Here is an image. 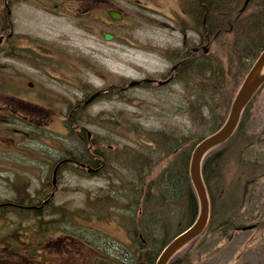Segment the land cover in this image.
I'll return each instance as SVG.
<instances>
[{"label":"rangeland","instance_id":"1","mask_svg":"<svg viewBox=\"0 0 264 264\" xmlns=\"http://www.w3.org/2000/svg\"><path fill=\"white\" fill-rule=\"evenodd\" d=\"M236 2L241 4L243 0ZM40 4L48 5L45 0ZM9 5L12 9L10 17L16 36L12 42L6 41L0 47V139L4 138V134L13 133L9 135L16 138L22 151L6 154L19 160L28 155L23 147L48 159L49 157L56 159L57 156L66 153L75 154L76 143L68 140L65 114L67 112L68 117L72 116L77 100L81 99L80 89L110 88L126 85L131 79L163 77L169 68L167 60L169 47L181 38L177 32L167 31L168 22L174 20L171 17L175 12L166 9L174 6L172 0H106L105 8L113 6L123 13L124 18L119 22L99 12L96 16L92 14L91 18L85 21L57 18L28 0H9ZM3 9L4 0H0V14ZM177 17L183 22L191 20L193 26L199 28L200 16L195 14L190 17L189 12H179ZM256 29L255 33H259V29ZM102 30L114 34L113 40H104ZM22 36L37 39L45 46L55 44L64 51L69 62L60 67L61 82L58 83L62 85L61 93H64L65 103L36 105L26 100L31 98V94L24 91L30 79H35L40 84L53 83L54 79L46 73H43L42 79L39 78L35 67L24 62L26 48L22 47ZM10 45L21 53V56H17L18 61L6 56ZM204 51H207L206 46ZM71 66L74 67L73 70L70 69ZM155 88L156 86L146 84L133 86L120 97L113 95L99 99L89 104L84 112H80L84 116L82 125L90 129L93 139H103L116 144L117 153L109 167L121 172V176L101 179L64 171L62 182L70 189L68 192L59 190L55 195L54 200L59 204V215L55 214L53 217L58 220L55 221V225L66 224L68 216L65 212L78 210L76 212L82 214V210H86L84 199L87 196L84 191L99 197L100 190L110 187L108 186L110 184H115L116 188L123 185L125 188L131 187L132 177L125 171L130 166L128 154L132 155L138 150L145 149V153L135 157L141 159L139 162L141 165L146 161L143 159L144 154L147 159L157 161L158 163L154 165L156 170L170 162L162 157L159 150L162 147L166 151L165 142L168 140L165 139L160 147L153 149L147 146L150 144V138H153L150 135L158 133V137L161 138V135L178 132L179 137L185 136L184 130L181 134L180 131L189 123L181 113L194 104L189 105L188 102L182 101L184 93L180 86L171 84L166 88ZM252 98L245 108L236 133L222 146L205 155L211 157L218 151L226 150V157H222L224 159L221 161L220 170L212 173L215 177L219 174L223 180L226 195L214 202L220 203V206L224 202L233 205L232 212L235 217L231 219L229 228L225 227L219 231H213V223L209 224L197 239L193 240L187 249V256L182 252L180 255L185 257L180 261L176 260V264H264V84ZM6 102L11 103L12 107L7 108ZM69 109H72V112ZM204 115V113L199 115L201 119L198 118L197 124L195 123L193 139L199 140L220 125V121L204 119ZM95 117L98 121L94 120ZM146 131L149 132L147 135ZM2 141L5 139L0 140ZM60 141H63L62 144ZM0 153L3 154L1 151ZM3 157L4 154L0 159ZM173 158L174 162L176 158ZM29 161L34 166L33 173L37 174L40 180H44L47 168L43 164L48 163L35 158ZM13 175L15 178L28 177L29 171L24 169L12 172L10 169L8 173L0 169V199L12 196L3 184L5 178H12ZM254 176L259 177L258 180L249 185V180ZM36 182L39 183L38 179ZM115 191L118 193V190ZM216 193L219 195V191ZM119 213L128 214L129 211L125 213L120 208ZM124 217L128 218L129 215ZM16 220L14 216L8 215L2 222L0 240L18 227L15 226ZM253 223L256 227L251 230L238 232L234 230L235 227ZM86 224L90 223H78L80 227L76 226L71 230L82 240L94 241L100 248H96L98 252L109 254L107 244L110 241L106 236H100V233L107 231L104 225L94 222L92 225ZM160 225L161 223L156 224V227ZM174 229L177 227L174 226ZM166 230L167 228L162 225V231ZM95 236L98 239L94 238ZM112 246L125 247L127 251L135 248L130 240L123 244L114 242ZM87 254L86 249L80 247L78 260L83 262ZM124 260L133 261L130 257Z\"/></svg>","mask_w":264,"mask_h":264},{"label":"flooded vegetation","instance_id":"2","mask_svg":"<svg viewBox=\"0 0 264 264\" xmlns=\"http://www.w3.org/2000/svg\"><path fill=\"white\" fill-rule=\"evenodd\" d=\"M41 1L42 0L39 2ZM45 2L51 6L49 7L46 4H40L37 7H40L43 11L57 18L63 17L65 19H76L79 21H85V19L91 18L92 14L96 16L97 12L101 13V15H107L106 12L108 9L120 11V9L113 6L105 8L104 3L106 0H45ZM221 4L209 2L205 4L200 3L196 5V7H185L189 10L190 8H193L196 11L204 10L202 12H208L213 9V7H218V9L223 7L225 8V6ZM237 5L241 6L242 3H238ZM167 8L173 10L174 12H180V10L183 11L182 6L177 5L173 8L166 7V9ZM236 11V16L232 18V21L230 16H227L228 13H230L229 10L221 12L224 16L216 18L218 26L214 29L215 34H211L210 29L206 28V23L210 22V20L203 18L199 19V28H195L192 24L193 21L191 20H184L183 22L182 20H177L176 18H174L173 22L167 24V31L171 30V32H177L181 37L180 39H177V42H173V45L169 47L171 72L168 74H171L172 84L180 86L181 89L186 88L188 91L207 88L209 93H206L205 95L214 104V106H207L203 103L200 104L199 107H202L203 110H196L199 113V119H201V116L199 115L204 113V119L210 121H221L224 119L225 115L229 113V108L237 88L236 86L239 84L241 78L240 65L238 64L239 53L237 35L242 31L240 29L244 25L246 38L249 44L248 51H250L252 50V47H250V45H252L251 37L253 35L252 22L258 18L260 21L259 25L262 29H264V0H249L241 15L239 14V10ZM238 21L243 23L237 25L236 23ZM184 24L186 26H184ZM103 31L106 32V30H102L101 32ZM21 39H23L26 43L23 47H29V37L22 36ZM203 45H206L207 51H204L202 48ZM51 46V48L40 46L39 48L33 49V52L25 51L24 62H26L29 66L31 65L35 67L39 78L42 79L43 73H46V75L54 79L53 83L50 82L47 84H40L38 83L39 81H36L35 79H30L28 81L27 84L29 85L27 86V90L31 94V98L27 99V101L36 105L61 103L65 100L64 93H61L62 85L58 83L61 80L59 71L60 67L67 65L69 60L64 55V51L59 49V47L55 44H52ZM36 63H39L40 65ZM193 64L198 65L197 70H192ZM70 69L73 70L74 67L71 66ZM148 78L151 77L148 76ZM144 84L152 85V82L147 81L141 83L140 85ZM96 91H99L100 93L96 99V101H99V99L111 97L113 95L120 97L126 90L123 89V86H113L110 88L99 87L89 90L88 95H82L81 100L85 98L86 101V98ZM10 133L4 134V138L0 139H5V141L0 142V151L4 154V157L0 159V169H3L8 173L10 169H12V172L23 171L25 169L26 171L33 173L34 166L29 160L34 158L43 160L42 162L46 161L48 164L53 165L52 168H55L54 158H50L49 156V159L46 157H40L35 152L32 153L30 149L25 147H23V150H26L28 155L26 157H22L21 160L18 158H10V156L8 157L6 153H20L22 151V149L15 148V146L19 145L16 142V138L9 135ZM84 133L85 136H81L83 139H90L92 136V133H90V137L86 136L87 133L85 131ZM11 147H14L16 150L11 149ZM116 153V144H112L110 142L108 143L107 140L101 139V141L91 142L90 147L87 149L79 148L78 153H68L67 156H69V158L72 157L71 155H81L85 157L87 162L86 166L95 169V171H92L91 174L86 172L89 176L101 179H114L119 178L121 176V172L116 170L106 172V170H108L110 168L109 165L113 163ZM3 154H1V156H3ZM151 162L154 163L153 160L148 159L144 162V165L137 163L136 166L130 165L129 168L125 170L130 174L133 182L131 186L130 202L126 206L119 203V205L115 207L118 209L120 207L125 213L129 211L128 214L122 213L121 215L123 217L129 215L127 220L133 219L132 221L133 224H135V229L131 234L136 236L137 239L141 240V242H144L142 236L143 231L146 229L141 226L143 225L141 222L144 217L147 221L145 224L151 223L154 225V223L159 224L162 222L158 221L156 223V218L148 215L153 213V207L156 205L154 202L158 199L156 198V195L159 193V198H161V196H163L161 190L163 193H167V191L169 192L167 172L171 170L170 168H175L173 165L169 167L166 164L164 167L156 170L154 164ZM188 163L189 158L187 160L186 169L188 168ZM148 165H150V167H148ZM7 168H9V170H7ZM161 173L166 175L159 177L158 175ZM143 176H145L144 181L146 182H148V176L152 182H156L155 186L158 189L157 194L154 193V184H151L150 182H148V184L143 183V179L141 178ZM14 178L15 176L13 175L11 180H14ZM41 194H33L31 198L39 202L44 201L47 205L54 201L56 195L55 194L52 195L53 197H50L46 194ZM132 197H135L137 200H132ZM85 199H87V197ZM13 200H17L15 194H12L11 197L5 198L1 201L5 203L3 207L6 210L11 208L10 206L13 204ZM58 212L59 211H57L56 214L59 215ZM116 221H118V219L111 220L110 223H116ZM101 223L103 224L102 221ZM118 226L119 224L116 225V227ZM158 227L162 228V224ZM58 228H60V226ZM47 232L48 234L34 232L29 228H17L12 231V234L8 235L5 239L0 240V264H4L5 262L8 264H108V258H106L108 254L98 252L95 244L92 243L90 239L82 240L76 233L64 229L53 231V229L50 228ZM170 233L171 232H169V234ZM142 246L143 245L141 244L139 245V248L136 246V248L130 250L131 252L127 251L125 247H118L119 249L123 248L122 250L115 248L114 252L116 255H114V257H136L140 259L145 256L147 251L145 246H143L144 248H142ZM80 247H84L88 253L87 258L83 259V262L78 260ZM168 264H174V262H169Z\"/></svg>","mask_w":264,"mask_h":264},{"label":"bare ground","instance_id":"3","mask_svg":"<svg viewBox=\"0 0 264 264\" xmlns=\"http://www.w3.org/2000/svg\"><path fill=\"white\" fill-rule=\"evenodd\" d=\"M177 6H182L183 11L180 10V13H187L189 12V16L193 17L195 14L197 16H200V19H206V20H210V22L206 23V28L210 29L211 34H215L214 29L218 26V23H216V18H221L222 16H224V14L222 13H218V7H213V13L210 16V18L207 17L208 12H202L204 10L201 11H196L193 8L186 9L185 6H190V7H196V5L198 4H205V3H209V2H214L216 3H224L221 5H224L225 8H227L226 10H229L230 13H228V17L230 16L231 21L232 18L236 16V9H238L237 6V2L234 0H225V1H221L219 2V0L216 2L214 0H172ZM3 5V4H2ZM218 5V4H217ZM9 0H4V9L2 11V14H0V33H2V37L6 40L8 38L13 39V37L15 38V29L13 28V21L11 20V12L12 9L11 7H9ZM172 6V7H174ZM221 9V8H220ZM199 13V14H198ZM179 15V12L175 11V13L173 14V16L171 18H176L177 20L179 19V17H177ZM234 21V19H233ZM235 22V21H234ZM168 24H170L168 22ZM2 45L0 44V47ZM52 46H47L46 48H51ZM15 48H13L11 45L9 46V48H7V54L6 56H9L10 58H14L15 60L18 61L17 56H21V53L16 50H14ZM26 49L28 51H32L30 47H26ZM24 53V52H23ZM169 53V52H168ZM5 56V57H6ZM25 56V55H23ZM168 63H169V68L167 69V71L164 73V76L161 78H154V81L152 83V87L156 86V88H166L168 85L172 84V78H171V74L169 75L168 73L171 72L170 70V56L167 57ZM214 61V59H213ZM196 64L192 65V70H197V68L193 69V66ZM168 75V76H167ZM76 82V80H75ZM133 82V80L131 79L126 85H122L123 89L127 90L129 88V83ZM159 82H165V83H159ZM174 85V84H172ZM176 85V84H175ZM119 86V87H122ZM155 88V89H156ZM80 89V88H79ZM153 89V88H152ZM88 91L87 89H80V94L82 97V95H88ZM181 91L184 93L183 97H182V101L183 102H188L189 105H192L191 107H188L184 113H181L182 115H185L184 117L188 120V125L183 129L181 128L180 134L183 132L184 130V135H185V141L187 144L192 142V139L195 136V123L197 124V119H198V115L199 114L196 110L200 109L201 111L203 110L202 107H199L198 104H204L207 106H214L213 102L205 95L206 93H209V90L207 88H202L200 90L198 89H194V90H190L188 91V89L186 88H182ZM19 94V93H18ZM93 95H89L88 98H86L87 100L85 101L84 99H80L77 100L76 104V108L74 110V112H72V109H69L73 114L72 116L68 117L67 116V112L65 114V123H66V132H67V136H68V140L72 141L74 143H76V153L79 152V148H85L87 149L88 147H90L91 142L93 141H101L100 139H93L92 137H90V139H83L81 136H85L84 131L87 133L86 136L89 135L90 133V129H88L87 127L83 126L82 121L84 119V116L81 115L80 112H84V110L88 107L89 104H93L94 102H96L97 97L92 98ZM190 96H193L190 98ZM194 99V100H191ZM89 100V102L87 103V101ZM216 100V99H215ZM61 103H65L64 101ZM7 104H5L6 106ZM206 108V107H204ZM196 113V114H195ZM180 114V115H181ZM94 120L98 121L96 119V117L94 118ZM85 122V121H84ZM186 125V124H185ZM149 132L146 131L145 135H147ZM168 135V134H167ZM177 135L178 134H169L168 136L165 135H161L162 137H153L150 138L151 140L149 141L150 144H147V146L153 148V149H157L158 146L160 147V145H162V143H164L165 139H167V142H171L170 144V150L164 151V149L162 147L159 148V150H161L162 152V157L165 158L166 160H169L170 162L167 164L169 167H171V165L175 166V168H170L171 170H169L167 172V181L173 182V189L172 192L171 191H167V193H163V191L161 190V193L163 194V196H161V198H159V193L157 187L155 186L156 182H152V180L150 179V177H147V181L150 182L151 184H154V193L157 194L156 198H158L157 200H155L154 207H153V213L148 216H152L155 217L156 220L155 222L157 223L158 221H162L161 224H163L167 230L165 232L162 231V228L159 227V229L156 227V224L154 223V225L150 224H145L146 218L144 217L142 219V224L141 226H143V228H146L145 231H143V236L142 238L144 239V242H141V240L137 239L136 236H133L131 233L134 232L135 229V224H133V219L127 220V218H125L121 215V213H119V209L115 208L117 205H119V203L123 204L124 206H126L129 202H130V198H131V187H124L123 186H119V187H115V184H110L108 186V188H104L100 193V196L97 197L96 195H91L89 191H84V194L87 196V199H84L86 201L85 207L86 210H82V214L81 213H77L76 211L78 210H73V211H68L65 212V214L68 216L67 220H66V224H62L63 226H61V224L59 223V225H55V218L53 219L54 215L56 214V212L58 211V207L59 204H57L58 201L54 200L53 202H51L50 204H45L44 201L43 202H39V201H35V199H32L31 196L34 194H46L50 197H53L52 195H57L58 191H64V192H68L70 187H67L65 185V183H63L62 181V177H63V172L64 171H72L75 172L77 174H82V176H84L87 173H90L92 171H95V169H93L92 167L86 166V159L85 157L79 155V156H74L71 155L72 157L69 158V156H67L66 154H61L59 156L56 157V159H54V163H55V168H52L53 165L50 164H43L45 165V167L47 168L46 170V177L44 180H40L37 174L29 172L28 177L27 176H18L16 178H14V180H11V178H5V183L3 184V186H5V188H7L10 192L12 191V194H15L17 197V200H13V204H11V208H9L8 210H6L3 206H4V202H1L4 200L0 199V226L2 224V222L5 221V219L7 218L8 214H11L12 216H14L17 220L15 221V226H21L20 228H29L32 229L34 232H40V233H45L48 234L47 230L48 229H53L54 230H59V229H64V230H71L73 228H76V226L78 227L79 225H77L78 223H90V225L94 223H100L101 221L103 222L104 227L107 231L100 233V236H106V238L110 241L107 246V252H109V254L107 255V257L111 256L112 259H107V263L108 264H131L130 262H126L124 260V258H120V257H113L112 255H116L115 254V248L114 246H112V243L114 244V242H118L120 244L126 243L128 242V240H130V243L133 242L134 247L136 248V246L139 248V245H143L146 248V253L145 256L143 258H145L148 262H153L157 257H159L161 255V253L163 252V249L168 245L167 242H164L166 235L173 231L174 226H182L184 225V219L188 220L190 218V216H188V212L186 215V211L189 210L190 208L187 207L186 205H184L183 207V203H182V192L181 190H185V192H187L189 199L191 198V191L189 190V188L187 187V183L186 180H180V175L185 172L184 169V165H185V153L186 152V148L184 145H176L175 141L177 139ZM63 141H60V144H62ZM161 142V144H160ZM219 144H216L215 146H218ZM178 146L180 148H182L180 151H178ZM16 149H20L18 146H15ZM14 147H11V149H15ZM15 149V150H16ZM213 149V148H212ZM158 150V151H159ZM145 149L143 151L138 150L136 151L135 154L131 155L128 154V164L133 166L137 163H139L141 161V159L135 157L136 155H140L142 153H145ZM157 151V150H156ZM168 152V153H167ZM209 152V150H207L204 154H203V159H205V155ZM217 154H221L225 156L226 150L223 151H218L216 152ZM176 158V160L173 162L174 158ZM54 158V157H53ZM143 159L148 160L147 156L144 154L143 155ZM172 161V162H171ZM203 162V161H201ZM157 161H154V165L157 164ZM42 167V166H40ZM205 168L206 169V178L210 179V182L212 185H217L220 183H223V180L216 178L215 176L212 175L213 172L217 173L220 168H221V160H219L218 158H208L205 162ZM51 169V173L49 174V170ZM85 169V170H83ZM108 171H114V169L109 168L108 170H106V172ZM87 172V173H86ZM164 173H161L160 175H158L159 177H163ZM170 175V176H169ZM91 177V176H90ZM93 177V176H92ZM143 179V183L148 184V182L144 181L145 176L141 177ZM38 179L39 183L36 182V180ZM7 180V181H6ZM46 180V181H45ZM185 181V183H184ZM63 185H62V184ZM58 189V190H57ZM205 191H207V201L209 202V207H208V211L209 214H212L210 211L212 202H211V198L209 195V191L207 188V186L205 185ZM115 190H118V194L115 193ZM221 195V193L219 194ZM32 199V202H31ZM123 200V201H122ZM132 200L136 201L137 199L135 197H132ZM122 201V202H121ZM31 202V203H29ZM35 202V203H34ZM196 204H197V208L196 211L199 213L200 211V202H198L196 200ZM122 207V206H121ZM214 211L217 213L218 209H220V203L216 204L214 203ZM118 219V221H116V223H110L111 220H116ZM122 221V222H121ZM196 221V219H194V221L191 223L193 224ZM62 222V221H61ZM118 227H116V225H118ZM174 224V226H173ZM88 225V224H86ZM60 226V228H58ZM56 227V228H55ZM80 227V226H79ZM90 228V227H89ZM85 230H87L88 228H84ZM113 230V231H109V230ZM1 230V229H0ZM185 231V230H184ZM140 232V231H139ZM126 235V236H125ZM177 236V234L175 235ZM174 236V237H175ZM172 237V236H171ZM170 237V238H171ZM174 237H172V240L170 242H172L174 240ZM96 239H98L96 236L94 237ZM94 238L92 240H94ZM91 241V240H90ZM192 241H188L185 242V244H183L181 247L178 248V250L176 252H174L173 255H171L169 257V259L167 260V262H174V264H176V260H181L183 257H185V255L187 256V249L191 246ZM92 243L95 244L94 241H92ZM97 249H100L99 247H97L98 245H96ZM142 246V248H144ZM117 249H119L118 247H116ZM120 250V249H119ZM160 251V254H158V252ZM182 252L185 253V255H180Z\"/></svg>","mask_w":264,"mask_h":264},{"label":"water","instance_id":"4","mask_svg":"<svg viewBox=\"0 0 264 264\" xmlns=\"http://www.w3.org/2000/svg\"><path fill=\"white\" fill-rule=\"evenodd\" d=\"M110 16L119 20L122 18L121 14L114 11H108ZM105 40H109L113 38V35L104 34ZM1 41V40H0ZM262 53L258 56L257 60L254 62L255 64L248 71L246 78L240 85L239 90L234 97V101L230 108V114L226 119V123L215 131L214 134L205 137L204 140L199 142L196 147L193 149L190 160V179L192 180L195 191L197 192L198 202H200V211L199 215L196 218V221L190 225L185 231L178 234L174 237V240L170 242L164 249L161 255L157 258L156 264H166L167 260L171 255L174 254L175 251L178 250L185 242H188L194 238L205 228V224L208 218V207L209 202L207 201V192L204 189L203 181L201 179V168L200 162L202 160L203 154L215 147L216 144L222 143L232 134L235 126L237 125V120L242 108L248 103L251 99L250 97L259 89V85L264 82V49L261 51ZM148 80V79H146ZM140 81L133 80V82L129 83V87H133V85L139 84ZM165 83V82H159ZM98 93L94 94L92 98H95ZM89 100L87 101V103ZM90 135V133H89ZM227 220L219 223V226L225 223ZM217 226L216 229L219 227ZM253 226H244L242 229H251Z\"/></svg>","mask_w":264,"mask_h":264},{"label":"trees","instance_id":"5","mask_svg":"<svg viewBox=\"0 0 264 264\" xmlns=\"http://www.w3.org/2000/svg\"><path fill=\"white\" fill-rule=\"evenodd\" d=\"M214 1H218V0H214ZM221 1H225V0H219V2ZM234 1H237V0H234ZM240 1V0H238ZM222 11H226V8H221V9H218V13H221ZM213 13V10L211 9L210 11H208V15L207 17L210 18V16L212 15ZM259 19L256 18V20H254L252 22V37H251V41H252V45H250V47H252V50L248 51L249 50V44H248V41H247V38H246V31L244 29V25L241 27L240 30H242L237 36V45H238V53H239V56H238V63L240 64V71H241V75H242V78L245 76L246 72L249 70V68L253 65V62L256 60L257 56L259 55L260 51L262 50V48H264V31H261V30H264L261 28V26L259 25ZM241 23L243 22H237L236 24L237 25H240ZM256 28L259 29V33H255L256 32ZM194 68H198V65H194L193 66V69ZM196 70V69H195ZM177 129V127H176ZM178 134V132L176 133ZM152 137H156L158 138V133H155L154 136L153 135H150ZM165 136H168L167 134H165ZM199 140L198 139H192V142L187 144L186 141H185V136H182V137H179L177 135V140L175 141L176 145H184L185 148H186V152L185 153V157H186V160H185V165H184V169H185V172H183L181 175H180V180H186V183H187V187L189 188V190L191 191V198L189 199L188 197V194L187 192H185V190H181L182 192V203H183V207L184 205H186L187 207H189L190 209L186 211V215L190 216V218L188 220H185L184 219V225L182 226H179L177 227V229H173V232H172V237H174L176 234L182 232L183 230H185L186 227H188V225H190L194 219L196 218L197 216V211H196V208H197V202H196V193L195 191L193 190V186L191 184V181L189 180V177H188V171L186 169V165H187V160H188V155H189V152L190 150L193 148V145L198 142ZM161 144V142H160ZM163 144V143H162ZM167 144V145H166ZM170 144L171 142H165V146H166V151L167 150H170ZM178 151H180L182 148H180L178 146ZM224 155H221V154H212L211 157L213 158H218L219 160H223L224 158H222ZM205 161H204V164L202 166V179L204 180V183L205 185L207 186L208 191H209V195H210V198H211V202H212V205H211V210L212 211L211 215H210V222L211 223H216V222H219V220H222L226 217L230 218V222H231V219H233L235 217V215L233 214L232 210H233V205L231 206L230 203H226L224 202L223 205L220 206V209H218V212L216 213L214 211V201H216L218 198L221 197V199L226 195L225 193V190H224V183H220V184H217V185H212L211 182H210V179L206 178V169L205 168V162L208 158H211L210 156L207 157L205 156ZM226 157V156H225ZM170 176V175H169ZM216 178H219V174L216 176ZM258 180L257 179H254V178H251V180H249L250 182V185L251 184H254L256 181ZM185 183V181H184ZM173 185V182L170 181L169 182V191L172 192V187ZM217 191H219V194L221 193V195H218V193H216ZM217 195V196H216ZM220 200V199H219ZM218 200V201H219ZM188 212V214H187ZM163 225V224H162ZM230 225V223H229ZM164 226V225H163ZM165 227V226H164ZM171 235H167V237H165V240L164 242H169L172 240V237ZM171 237V238H170ZM145 258H140V259H136L134 262H132L131 264H141V263H146L145 262Z\"/></svg>","mask_w":264,"mask_h":264}]
</instances>
